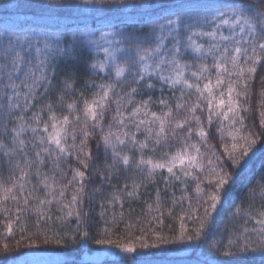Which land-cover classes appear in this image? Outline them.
Listing matches in <instances>:
<instances>
[{"label": "snow or ice", "instance_id": "1", "mask_svg": "<svg viewBox=\"0 0 264 264\" xmlns=\"http://www.w3.org/2000/svg\"><path fill=\"white\" fill-rule=\"evenodd\" d=\"M40 6L48 13L41 22L14 19L19 0H0V216L7 235L14 226L20 233L16 251L3 246L0 264H160L144 250L165 246L195 254L182 264L257 251L264 258V218L258 241L247 229L227 244L211 235L222 198L264 137V128L246 124L252 81L264 73V0ZM217 134L219 150L209 144ZM150 185L156 214L135 236L133 205ZM162 193L171 197L169 217L176 207L183 213L171 238L159 230ZM86 199L99 202L96 216Z\"/></svg>", "mask_w": 264, "mask_h": 264}, {"label": "trees", "instance_id": "2", "mask_svg": "<svg viewBox=\"0 0 264 264\" xmlns=\"http://www.w3.org/2000/svg\"><path fill=\"white\" fill-rule=\"evenodd\" d=\"M15 3V0H13ZM7 13L3 10H0V19H2ZM17 14H19V18L22 20L41 22L42 17H46L48 13L40 6V0H19V7L13 12V18L15 19ZM73 16L75 13L72 14ZM65 22L73 23L74 20L68 17L67 12L64 13ZM261 73L258 69L257 75L251 84V102L250 108L251 112L249 113V118L246 119V124L249 130H254L259 133L261 128H264V125H260V111L264 110L261 107V94L264 93V85L261 84L260 78ZM209 144L211 146H218V150L222 149V144L220 142L219 134L216 137H211L209 139ZM201 151H204L202 148ZM255 155L252 156L248 167L239 175L237 178L236 184L233 186V191L231 195L227 199L222 198L221 205L218 206V213L215 214L214 223L212 226L211 235L215 239H224L225 244H227V240L233 238L236 235L244 234V230L247 229V235L249 236L251 241H258L259 235L258 230L261 225L257 223L259 219L264 217L257 215V212L264 211L261 208V205H264V137L258 140L257 145L254 146ZM251 155V154H250ZM72 168H76L79 165L72 161ZM62 168L65 169L67 173V179H71V173L68 172L67 165L62 164ZM51 165L49 164L44 171L48 172L51 175ZM231 168H229V172H231ZM59 180V177H58ZM35 183V181H33ZM123 183V180L120 182ZM129 183L131 181L129 180ZM99 186V185H97ZM162 187V185H161ZM179 187V186H177ZM247 188L248 199H245V189ZM89 191V189H86ZM149 194L145 195L140 202L134 203V207L136 209L135 215L132 217L134 222V228L131 234L135 236H140L141 231L139 229H144L147 231L152 225V218L156 214V205H155V193L153 191V186H149ZM41 195H43L41 193ZM161 203V211L164 212V220L163 224L159 226V230L168 237L176 235L179 231L180 224V216L183 214L180 207H176L172 209V216H168V209L172 207L171 205V197L164 196ZM177 197L181 195V192H176ZM189 195L193 199V204L195 205V192L193 187H189ZM151 204L152 208H148V205ZM9 207L13 205L9 203ZM85 210L90 211L93 216H96L99 209V202L93 200L89 202L87 199L85 200ZM129 205L126 202L124 211L127 218V209ZM188 205L185 203L183 208L187 209ZM115 211H120L121 209L117 206ZM54 214L58 215V212ZM3 217L0 216V257L4 256L3 246L8 244L9 248L12 251H16L14 245L17 240L20 239V233L16 230L14 226L13 235H7L4 230V226L2 223ZM139 221V224L135 222ZM28 232L34 231L32 227L34 223V219H27L26 221ZM186 227L192 229L195 225L187 219H185ZM49 226H52V222H49ZM115 238V237H113ZM123 239V237H122ZM155 242L153 239L149 240V243ZM25 245L22 242L21 247L23 248ZM95 247V246H94ZM253 247L255 244L253 243ZM227 249H222L225 251ZM150 251L153 253V259L160 262V264H167V261H172L173 264H182L185 260H191L195 258L194 253H185L180 251L178 248L172 246H165L164 248L144 250ZM211 264H264V258L260 256V253L254 252L248 255L247 257H240L236 255L232 256H219L216 259H213Z\"/></svg>", "mask_w": 264, "mask_h": 264}]
</instances>
